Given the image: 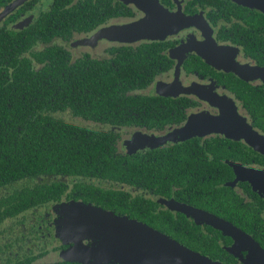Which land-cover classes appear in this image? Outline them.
Returning a JSON list of instances; mask_svg holds the SVG:
<instances>
[{"label": "flooded vegetation", "instance_id": "1", "mask_svg": "<svg viewBox=\"0 0 264 264\" xmlns=\"http://www.w3.org/2000/svg\"><path fill=\"white\" fill-rule=\"evenodd\" d=\"M117 27H129L127 39L99 36ZM52 46L75 66L76 110L42 115L70 125L80 139L77 164L58 177L57 200L45 195L13 213L3 210L18 203L14 190H33L34 178L0 179V264L90 260L93 240L73 230L77 204L144 223L213 261L245 264L228 251L231 237L186 211L230 222L246 207L264 220V196L247 180L235 181L234 171L257 170L264 188V155L243 138L215 132L211 120L228 113L237 134L241 117L264 137V77L257 76L264 69V12L234 0H0V107L20 105L31 124L35 107L46 103L23 94L10 103L16 93L3 101L2 83L19 73L37 76ZM98 70L139 78L138 87L119 86L129 99L101 109Z\"/></svg>", "mask_w": 264, "mask_h": 264}, {"label": "trees", "instance_id": "2", "mask_svg": "<svg viewBox=\"0 0 264 264\" xmlns=\"http://www.w3.org/2000/svg\"><path fill=\"white\" fill-rule=\"evenodd\" d=\"M61 52V49L56 46L50 47L49 60L46 61L42 70L37 72V76L32 77V73L27 75L19 73L18 77H10V80L2 83L3 101L10 94L16 93L10 95V103L16 101V95L21 94L25 95L26 101L46 103V108L35 107L33 124L23 120L22 115L26 116L27 111L20 105L0 107V179L3 185H6L15 181L19 182L27 176L34 178V189L29 192H27L28 189H24L19 193L14 190V193L18 194V203L6 205L3 212L13 213L12 209L21 210L28 205L29 200L38 203L45 198V195L46 200H57L56 194L61 186L58 177L64 172L65 166L77 164L75 151L79 149L80 139H75L71 134L70 125L54 117L42 115L44 111L49 113L63 110L65 107L76 110L74 107L77 101L76 90L72 91L70 88L75 86L78 75L75 72V66L68 65L60 55ZM26 68L29 67L26 66ZM97 74V101L101 109H105L107 103L129 99L123 94L122 88L118 89L119 86L128 83L138 87L136 83L139 78L118 76L107 70H98ZM47 75L48 78H46ZM17 127L20 130H17ZM77 138H80L79 135ZM98 142L99 145L102 143ZM101 164L106 165L99 158L98 165L101 166ZM122 172V169L118 170L119 175ZM52 175L57 178L46 179V176ZM44 190L49 195L45 194ZM243 214V217L230 222L250 234L264 248V220L252 214L246 207H243Z\"/></svg>", "mask_w": 264, "mask_h": 264}, {"label": "water", "instance_id": "3", "mask_svg": "<svg viewBox=\"0 0 264 264\" xmlns=\"http://www.w3.org/2000/svg\"><path fill=\"white\" fill-rule=\"evenodd\" d=\"M234 1L264 12V0ZM136 29L139 30L138 27ZM110 32L119 34L122 37L120 39H127L129 27H117L112 31L105 29L99 36L108 37ZM257 76L264 77V69H259ZM211 120L215 132L235 139L243 138L249 146L264 155V137L250 126L245 125V121L241 117L238 119V124H241V131L237 134L228 127L231 122V115L228 113L213 117ZM234 171L237 176L235 181L238 179L247 180L253 190L264 196V188L256 177L257 170L247 169L239 165L234 168ZM72 207L73 230L75 233L82 231L85 233L84 237L93 240L92 245L88 248L91 259L87 261L78 259L83 264H222L188 249L144 223L120 217L113 212L96 209L90 205L77 204L72 205ZM186 212L195 219L202 220V222L220 230L222 234L231 237L233 243L228 251L235 256H240L245 264H264V248L250 234L213 214L194 208ZM85 222L87 224H83ZM56 233L57 235L60 234L58 230ZM75 251L69 250L70 253ZM243 251L246 252L244 257L241 253Z\"/></svg>", "mask_w": 264, "mask_h": 264}, {"label": "rangeland", "instance_id": "4", "mask_svg": "<svg viewBox=\"0 0 264 264\" xmlns=\"http://www.w3.org/2000/svg\"><path fill=\"white\" fill-rule=\"evenodd\" d=\"M58 236L61 237L60 234H58ZM74 250H77V247H74ZM65 254H70V252L69 251H65Z\"/></svg>", "mask_w": 264, "mask_h": 264}]
</instances>
